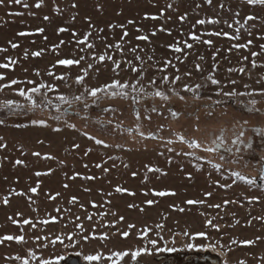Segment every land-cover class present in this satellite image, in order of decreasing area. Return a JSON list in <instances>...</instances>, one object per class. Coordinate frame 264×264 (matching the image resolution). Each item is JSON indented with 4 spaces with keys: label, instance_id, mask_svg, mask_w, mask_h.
<instances>
[{
    "label": "rangeland",
    "instance_id": "rangeland-1",
    "mask_svg": "<svg viewBox=\"0 0 264 264\" xmlns=\"http://www.w3.org/2000/svg\"><path fill=\"white\" fill-rule=\"evenodd\" d=\"M37 2L21 0L17 5L5 0V4L0 5V64L16 61L9 68H0V76L4 77L0 83L9 84L12 79L21 82L0 89V104L8 100L24 104L15 89H27L31 86L28 81L56 85L54 91L47 93V98L54 103L57 94H80L84 85H77L75 77L82 67L86 68L92 62L91 52L77 43L86 33L89 34L87 43L95 45L92 51L102 53L107 50L117 60H132L133 65L144 73L139 79L145 89L152 91L149 82L156 78V86L166 91L170 100L162 102L158 97H145L133 104L132 95L135 94H131L127 99L107 97L92 104L88 98L87 109L78 104L61 121L51 119V115L56 114L55 108L43 107L34 112L27 111V108L12 111L0 108V120L4 121L0 124V143L5 145L0 148V237H24L22 243H0V264H19L15 256L26 255L29 250L44 259L72 254L71 260L60 264H88L84 255L99 251L107 257L113 251L137 247L151 249L152 254H141L136 261H132L129 255L122 264H264V219H256L264 218V187H261L264 182L259 180L261 157H264V132L257 131L264 129V96L226 99L216 94V86L208 84L201 89V98L197 100L183 88L184 84L204 83V77L213 71L214 63L216 78L224 91L232 90L230 80L237 81L235 87L238 91H245V84L249 85V90L260 87L256 81L264 75V67L252 69L251 60L256 59L258 65L264 64V55L253 58L250 52H259V45L264 44V40L258 38L264 34V6L248 5L246 0H212L211 4L206 0H39L40 7L37 8ZM73 4L76 7H72ZM249 15L254 19L246 20ZM153 16L157 19H152ZM200 19L206 23L197 24ZM209 19L218 23H207ZM237 20L240 24L235 22ZM229 23L232 28L227 26ZM240 25L244 27L240 28L238 41L208 35L222 31L235 34ZM60 28L67 31L60 32ZM37 29L43 31L37 32ZM125 31L129 35L121 41ZM21 32L28 35L21 36ZM190 33L200 36V41H193ZM138 35H147L149 40L138 41ZM247 39L253 40L250 51H229L234 43H245ZM204 40L213 43L208 45L203 43ZM185 41L193 47L184 48ZM117 42L122 44L123 54L121 50H114ZM13 43L16 48L11 47ZM176 43L184 48L186 56L168 47ZM54 45L58 46L55 50ZM106 45L113 47L106 49ZM137 45L143 51L131 53L129 48ZM81 47H85L84 52L80 51ZM41 50L40 56L32 55ZM80 55L86 56L81 65L56 64L57 59L78 58ZM135 55L142 57V64L134 59ZM244 56L249 59L243 61ZM166 60L175 67L164 69ZM197 63L203 72L196 70ZM106 64L107 68L104 63L98 64V79L95 69L90 70V76L85 78L87 86H98L115 75L111 62ZM241 66L246 68L244 73L228 72L229 68ZM49 71L53 76L48 75ZM185 72L192 75L185 76ZM162 75H168L170 80L180 75L181 80L174 85H164L159 81ZM57 76L65 79L57 80ZM116 78L138 79L126 64H122ZM169 89H175L184 99L172 95ZM36 99L39 102L44 97L37 95ZM250 99L257 101L252 111L249 110L253 107L248 104ZM214 101L221 103L215 104ZM152 107L157 111L152 112ZM137 110L142 130L145 133L151 131L160 138H141L135 131L128 132L129 128L135 129ZM172 112L178 115L173 116ZM33 119H44L46 125H33ZM65 122L74 124L75 128H68ZM57 127L59 131L55 130ZM241 129L245 133L242 142L234 144ZM84 132L112 147L96 145L83 135ZM176 133L196 139L205 147L223 135L225 147L212 153L205 152L203 147L190 149L176 139ZM169 139L173 140L171 145L167 143ZM73 144H78L79 148H73ZM229 147L231 152L227 151ZM169 148L173 150L169 151ZM193 151L199 160L187 155ZM36 152L41 155H33ZM46 155L54 159H46ZM109 156L115 159L110 160ZM220 156L225 159L221 160ZM17 160L23 163L16 164ZM209 161L219 163L221 168H213ZM97 163L101 168L95 167ZM146 166L160 171L148 172ZM104 168L108 171H103ZM237 171L249 178L256 177V184L248 185L237 180L232 175ZM37 172L42 175L36 176ZM117 186L128 191L118 193L115 191ZM33 187H37L36 193L30 191ZM154 191L174 192L175 195L161 197L154 195ZM207 192L211 196H205ZM73 196L76 201L69 203ZM5 198L7 204L3 202ZM148 200L155 203L148 205ZM188 200H202L204 203L190 205L186 203ZM225 200L229 203L225 204ZM53 216L55 220L50 219ZM23 219H29L36 227L24 225ZM209 219L219 225V230L206 225ZM13 220L18 223L14 224ZM44 220L48 223H42ZM77 223L83 225L82 233L75 228ZM129 224L135 227L128 229ZM157 224L162 227L157 228ZM145 228L151 229L146 239L139 235ZM122 231H129V236L120 235ZM185 231L188 236L183 234ZM198 232L206 235L193 236ZM68 233H73L74 244L68 240ZM101 234H106L107 239H101ZM56 235L63 237L62 244L36 239L48 237L51 240ZM83 235H88L89 239L83 240ZM257 237L261 239L256 240ZM152 239L157 240L155 247L184 248L188 243L206 247L201 251L185 249L156 254L155 247L149 243ZM245 239L256 240V243L241 244L240 241ZM45 243L48 244L46 248L43 247ZM31 264H37V261ZM102 264H110V261L105 258Z\"/></svg>",
    "mask_w": 264,
    "mask_h": 264
},
{
    "label": "snow or ice",
    "instance_id": "snow-or-ice-1",
    "mask_svg": "<svg viewBox=\"0 0 264 264\" xmlns=\"http://www.w3.org/2000/svg\"><path fill=\"white\" fill-rule=\"evenodd\" d=\"M207 3L211 4L212 0H206ZM7 3L12 4L15 3L17 5H19L21 3V0H7ZM246 3L248 5H261L264 6V0H246ZM5 4V0H0V5H4ZM25 7H28L27 4L24 5ZM36 7L39 8L40 7V2L38 0ZM72 7H76L75 4L72 5ZM168 7H171V5H168ZM221 7H223V5L221 4ZM59 10V9H57ZM163 11V10H161ZM16 15H20L21 13H15ZM45 19L47 20L48 17L46 16ZM87 19V18H86ZM152 19H157L156 16H153ZM181 20L184 19L183 16L180 17ZM246 20H252L254 19L253 16L249 15L245 18ZM237 24H240L239 20L235 21ZM129 23H132V21H129ZM197 24H205L206 21L203 19L197 20L196 21ZM207 23L210 24H216L218 23L217 20L214 19H209L207 21ZM229 28H232V24L229 23L227 25ZM89 27L91 28L92 25L90 24ZM109 27H112V25H109ZM120 27H123V25H120ZM244 27V25H240V27H238L235 31V34H230L227 31H222V32H211L208 33V35L211 36H224V37H228L231 40H236L238 41L240 39V28ZM163 30V29H162ZM37 32H42L43 29H37ZM58 31L60 32H64L67 31V29L65 28H60ZM154 34V33H153ZM249 36H251V32L248 33ZM19 35L24 36V35H28V33H24L21 32L19 33ZM73 35L75 36L76 33L73 32ZM129 35V33L127 31H125L123 33V36L121 37V41H123L124 37H127ZM191 35V39L193 41H200L201 37L196 35L195 33H190ZM89 34H85L83 39H79L77 41L78 44L85 46L86 49L91 52L92 54V62L88 63L86 68L82 67L80 69V74H77L75 77V83L77 85H84V90L82 92H80V94L78 95H74V96H69V95H65V94H57L56 96V102L54 103L51 99L47 98V93L54 91L56 89V85L54 84H46L45 82L41 81L39 83H36L34 81H28L27 83L29 85H31L30 87H28L27 89L20 87L15 89L16 93L22 97L25 101L24 104H21L17 101H13V100H8L5 101L4 103L0 104V108H7L9 109V111H12L14 109H23V108H27V111L29 112H34L36 109L38 108H43V107H49V108H55L56 109V114L51 115V119L54 121H61L64 119L65 116H67V114L72 110V108L78 104H82L84 109H87L89 107V102H88V98H91V103L92 104H98L99 101L103 98H107V97H111V98H123V99H127L129 98V96L131 94H135L132 95V102L133 104H137L138 102H140L143 98L145 97H153L156 98L158 97L160 99V101L162 102H168L170 100V97L168 95V93L164 90H161V88L157 87V80L156 78H152L150 80V86L152 87V91H147L145 89V87L143 86V84H141L139 77H142L144 75L143 71L141 69H138L136 66L133 65V61L132 60H127V61H121V60H117L114 58L113 55H110L108 53V51H104L102 53H98L95 51H92V49L95 47L94 44L92 43H87ZM259 39L264 40V34L259 35L258 36ZM136 40L138 41H148L149 37L147 35H138L136 36ZM61 43H63V41H61ZM203 43L211 45L213 42L212 40H204ZM253 44V40L252 39H247V41L245 43H234L232 45V47L229 49V51H232L233 49H248L250 51V47ZM12 48H16L17 45L15 43H13L11 45ZM58 46L54 45L53 49L55 50ZM85 47H81L80 51L84 52L85 51ZM113 47L112 45H106V49L107 48H111ZM169 48H172L175 52L177 53H183L185 56L187 55V52H184V48L186 49H191L193 47L192 44L187 43L186 41L184 42V48H182L179 43L176 44H170L168 45ZM121 50V53L123 54V47L122 44L120 42H117L114 46V50ZM259 52L256 51H251L250 55L253 58H257L259 56L264 55V44H260L259 45ZM43 50L41 51H37V52H33L32 55L33 56H40ZM129 51L133 54L137 53L138 51H143L142 49H139V46L137 45V47H131L129 48ZM219 51V50H217ZM216 56V53H213V57ZM86 59L85 55H80L78 58H62V59H57L56 60V64L58 65H63V66H72V65H81L82 61H84ZM134 59L136 61H140L141 64L143 63L142 57L140 55H135ZM149 59L151 60L152 57L149 56ZM201 60H203V57H200ZM249 59L248 56H244L242 58L243 61H247ZM106 62H111L112 64V72L115 74L112 78H110L107 82L100 84L98 86H87L85 84V78L90 76V70L95 69L96 72V78L98 79L99 77V73H100V68L98 67V64L104 63L105 64V68H107V64ZM16 61L14 60H10V63H4V64H0V68H9L12 64H15ZM122 64H126L128 67V70L132 73H135L136 76L138 77V79L136 80H123L120 78H116L119 75V72L122 68ZM169 66L175 67L174 65H171V61H164L163 64V68L166 69ZM216 64L214 63L212 65V69L213 71L209 72L207 76L204 77V83H197L194 85H189V84H184L183 88L184 91L192 93L194 96V99L199 100L201 98V89L205 88L208 84L210 85H214L216 86V94L219 96H222L226 99H232L235 97H239V96H249L252 97L254 95H260V96H264V75H261L260 78L256 81V84L259 85L260 87L258 89H251L249 90V85L245 84L244 85V89L245 91H238L235 87V85L237 84V81L235 80H230L229 84L232 85V90L231 91H224L223 87L221 86V82L219 79L216 78L215 72H216ZM251 67L252 69H256L258 67H264V64H260L258 65L256 62V59H252L251 60ZM196 70L203 72V69L201 67V65L199 63H197L195 65ZM246 71V68L241 66L239 68H229L228 72L229 73H235V72H239V73H244ZM37 75H39V73H37ZM48 75L51 77L53 76V73L51 71L48 72ZM185 76H191L192 73L191 72H185L184 73ZM57 80H64L65 77L63 76H57L55 77ZM4 79V77L0 76V80ZM181 80V76L180 75H175L174 79L170 80V77L168 75H162L159 78V81L161 84H176L177 81ZM18 83H21L20 81H18L17 79H12L9 84H3L0 83V89L5 88V87H10L12 85H17ZM169 92L172 93V95L174 96H178L181 100L184 99L183 96L180 95L179 92L175 91V89H169ZM37 95H41L44 97V99L42 101H37L36 96ZM209 100H211V97L208 98ZM213 103L215 104H219L221 103V101H214ZM248 104L253 106L252 108H250L249 110H255L254 106L257 104V101L255 99H250L248 101ZM62 105H64L65 107H61ZM108 109H105V111H107ZM147 111V109H146ZM152 112L157 111L156 107H152L151 108ZM173 116L178 115V113L176 112H172ZM136 117H137V123L135 126V129L133 130L132 128L128 129V132L132 133L133 131H135V133H137L141 138H144L145 136L150 137V138H160V137H156L154 136L153 132L149 131L148 133H145L142 130V125L140 124L139 120H140V112L137 110L136 111ZM4 121L0 120V124H3ZM31 123L33 125H41L44 126L46 125V121L44 119H33L31 120ZM66 123V126L68 128H75L74 124L71 123ZM20 126V125H18ZM117 127H119V125H117ZM56 131H59V127H57L55 129ZM257 131L260 132H264V129H257ZM83 135L87 136L88 139L93 140L95 142L96 145H103L105 148H109L112 147V145L107 144L104 140L102 139H98L95 136H91L89 135L87 132H84ZM176 139H178L179 141L186 143L188 145V147L190 149H199L201 147H203V150L205 152H216L219 148L221 147H225L224 144V140H223V135L217 136L214 140H212L211 145L210 146H203L201 143H199L196 139H192V138H186L184 135H181L179 133H176ZM245 133L243 131V129H241L239 131V133L236 135V139L233 141L234 144H239L241 143V137H244ZM167 143L169 145H171L173 143V140L169 139L167 141ZM5 145L3 143H0V148H4ZM73 148H79L78 144H73L72 145ZM117 147H121L120 145H117ZM169 151H172L173 149L169 148ZM89 151H91V149H89ZM227 151L231 152L232 149L229 147L227 148ZM237 151H239V148L237 147ZM85 155H88V152L84 153ZM33 155L35 156H40L41 154L39 152L33 153ZM187 155L189 156H194L196 157L197 160L200 159V157L196 156V153L193 152H189L187 153ZM46 159H54V157H52L51 155H46L45 156ZM110 160L111 159H115V157L109 156L108 157ZM221 160H224L225 157L224 156H220ZM261 167L259 170V180L261 182H264V157H261ZM23 161L21 160H17L16 164H22ZM61 163H63V161H61ZM209 163L212 165L213 168L219 170L221 168V165L219 163H213L212 161H209ZM115 166V165H113ZM85 167H87V165H85ZM96 168H101V164L97 163L95 165ZM125 167H127V165H125ZM147 167V171L148 172H159L160 169L159 168H153L150 166H146ZM51 171V169H49V172ZM103 171L107 172L108 168H104ZM36 176H40L42 175V173L37 172L35 173ZM75 175H79V173H76ZM133 176L136 175L135 172L132 173ZM232 175L240 181H244L246 184L248 185H255L256 184V177H246L245 175L241 174L240 172H233ZM74 178V177H73ZM87 179H94V177H86ZM147 179V177H145ZM39 186V182H37V187ZM226 186V185H225ZM37 187H33L30 189V191L32 193H36L37 192ZM64 187H68V185H64ZM261 187H264V183L261 184ZM87 191V189H86ZM115 191L118 193H122V192H127L128 189L117 186L115 188ZM57 195H59L57 193ZM134 195V194H133ZM154 195L156 196H168V195H175L174 192H168V191H159V192H155L154 191ZM205 196H211L210 192L205 193ZM50 199H54V197H50ZM76 197L73 196L71 198V200L69 201V203H73L76 201ZM253 200L258 199L257 197H252ZM5 204L8 203V199L5 198L3 201ZM155 201L154 200H148L146 201V204L148 205H152L154 204ZM186 203L188 204H203L204 201L202 200H188ZM225 204L229 203V201L225 200L224 201ZM128 207H134L133 205H129ZM210 207H220V205H210ZM180 211H183V209H180ZM19 215V214H18ZM115 215V214H114ZM51 220H55L56 217H50ZM79 219V217L77 218ZM88 219H91V217H88ZM121 220L124 219V217H120ZM256 219H264L262 217H256ZM14 224L18 223V221L13 220L12 221ZM22 223L24 225H31V227L35 228L36 225L32 224L31 221L29 219H23ZM42 223L47 224L48 220H44L42 221ZM249 224L252 223L251 220L248 221ZM206 225L219 230V225L215 224L211 219L206 221ZM135 226L132 224L128 225V229H132ZM157 228H161L162 225L157 224L156 225ZM76 229H79L80 232L82 233L84 231L83 229V225L80 223H77L75 225ZM151 231V229L149 228H145L141 233H139V235L143 238H147V234L148 232ZM185 236H188L189 233L187 231H185L183 233ZM120 235H122L123 237H128L129 236V231H122L120 233ZM206 233L204 232H198V233H194L193 236H205ZM67 238L69 241H72V243H75V240L73 239V233H68L67 234ZM95 238V237H94ZM101 239H107V235L106 234H101L100 236ZM36 239L39 240H45L48 241V243L51 244H56V243H63V237H61L60 235H56L54 238H52L51 240L48 239V237H36ZM82 239L87 241L89 239L88 235H83ZM260 237H257L256 240H260ZM256 240H249V239H245V240H241L240 243L244 244V245H252L254 243H256ZM4 241H16L17 243H22L24 242V237L22 235H5L3 237H0V243H3ZM149 243L152 246H156L157 245V240L152 239L149 241ZM48 244L45 243L43 244V247H47ZM68 245H66L67 247ZM206 246L204 245H195L193 243H188L187 245L184 246V248H177V247H155V252L156 254H160V253H173V252H177V251H184L186 250H196V251H201L204 250ZM141 254H149L151 255V249L148 248H144V247H137L133 250H129V249H125L123 251L121 250H116L111 252L107 257H104L99 251L96 252L95 254H88V255H84L83 259L88 262V264H102V261L106 258L108 261H110V264H122V261L127 258L129 255L131 256L132 261H136L137 258L139 256H141ZM76 256L81 255V253H75ZM72 258V254H70L69 256H57L55 257V259H44V258H38L37 253L35 251L29 250L28 253L26 255H16L15 256V260L19 261V264H31L32 261H37V264H60L61 261H69ZM226 264V262H225Z\"/></svg>",
    "mask_w": 264,
    "mask_h": 264
}]
</instances>
